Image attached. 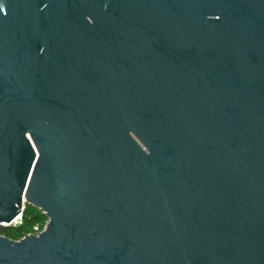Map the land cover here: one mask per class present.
I'll use <instances>...</instances> for the list:
<instances>
[{
  "label": "water",
  "instance_id": "95a60500",
  "mask_svg": "<svg viewBox=\"0 0 264 264\" xmlns=\"http://www.w3.org/2000/svg\"><path fill=\"white\" fill-rule=\"evenodd\" d=\"M22 203L0 264H264V0H0V226Z\"/></svg>",
  "mask_w": 264,
  "mask_h": 264
},
{
  "label": "trees",
  "instance_id": "16d2710c",
  "mask_svg": "<svg viewBox=\"0 0 264 264\" xmlns=\"http://www.w3.org/2000/svg\"><path fill=\"white\" fill-rule=\"evenodd\" d=\"M46 216L38 209L24 204L20 224L17 226H0V234L11 239H18L26 234L34 232V227L41 229L46 223Z\"/></svg>",
  "mask_w": 264,
  "mask_h": 264
},
{
  "label": "built area",
  "instance_id": "2783aa9c",
  "mask_svg": "<svg viewBox=\"0 0 264 264\" xmlns=\"http://www.w3.org/2000/svg\"><path fill=\"white\" fill-rule=\"evenodd\" d=\"M23 208H24V205L22 203L21 208H20V213L11 222H9L7 225H5L4 222H2L1 224L2 225H5V226H10V225L17 226V225H19L20 224V221H21V214H22ZM43 227L41 229H39L38 227H34V232L29 233V234H34L35 235L38 232H40L43 229Z\"/></svg>",
  "mask_w": 264,
  "mask_h": 264
},
{
  "label": "rangeland",
  "instance_id": "374dc122",
  "mask_svg": "<svg viewBox=\"0 0 264 264\" xmlns=\"http://www.w3.org/2000/svg\"><path fill=\"white\" fill-rule=\"evenodd\" d=\"M24 205V204H23Z\"/></svg>",
  "mask_w": 264,
  "mask_h": 264
}]
</instances>
